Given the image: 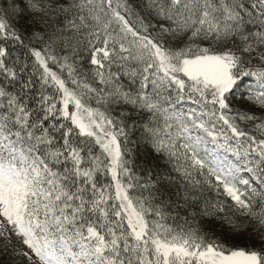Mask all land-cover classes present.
Returning <instances> with one entry per match:
<instances>
[{
	"label": "snow or ice",
	"instance_id": "1",
	"mask_svg": "<svg viewBox=\"0 0 264 264\" xmlns=\"http://www.w3.org/2000/svg\"><path fill=\"white\" fill-rule=\"evenodd\" d=\"M11 264H264V0H0Z\"/></svg>",
	"mask_w": 264,
	"mask_h": 264
},
{
	"label": "trees",
	"instance_id": "2",
	"mask_svg": "<svg viewBox=\"0 0 264 264\" xmlns=\"http://www.w3.org/2000/svg\"><path fill=\"white\" fill-rule=\"evenodd\" d=\"M12 259L11 252L4 250L3 245L0 244V264H11Z\"/></svg>",
	"mask_w": 264,
	"mask_h": 264
}]
</instances>
